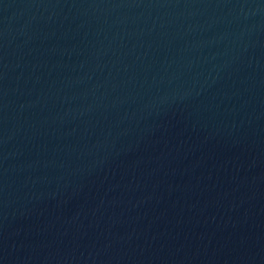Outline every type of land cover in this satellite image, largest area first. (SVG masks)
<instances>
[{
    "label": "water",
    "instance_id": "obj_1",
    "mask_svg": "<svg viewBox=\"0 0 264 264\" xmlns=\"http://www.w3.org/2000/svg\"><path fill=\"white\" fill-rule=\"evenodd\" d=\"M0 264H264V0H0Z\"/></svg>",
    "mask_w": 264,
    "mask_h": 264
}]
</instances>
